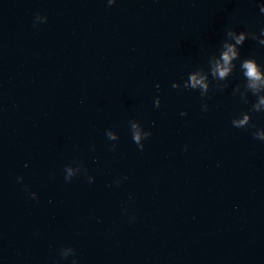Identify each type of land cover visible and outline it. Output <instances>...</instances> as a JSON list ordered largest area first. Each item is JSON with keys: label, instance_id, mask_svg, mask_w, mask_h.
Listing matches in <instances>:
<instances>
[{"label": "water", "instance_id": "obj_1", "mask_svg": "<svg viewBox=\"0 0 264 264\" xmlns=\"http://www.w3.org/2000/svg\"><path fill=\"white\" fill-rule=\"evenodd\" d=\"M262 4L0 0V264H264V141L231 124L256 99L232 95L239 61L204 99L172 87L228 28L259 35ZM246 57L264 65V46ZM130 120L151 132L142 152ZM74 161L92 183L65 182Z\"/></svg>", "mask_w": 264, "mask_h": 264}, {"label": "clouds", "instance_id": "obj_2", "mask_svg": "<svg viewBox=\"0 0 264 264\" xmlns=\"http://www.w3.org/2000/svg\"><path fill=\"white\" fill-rule=\"evenodd\" d=\"M115 3V0H107V5L110 7ZM261 13H264V4L259 8ZM35 21L39 23H45L47 21L46 16L37 14ZM35 26V24H34ZM246 40L257 41L259 45L264 46V28L259 30V35L254 31H239L232 28H228L225 31V38L220 44L218 55L213 53L208 57L207 69L204 67H196L188 74V78L183 81V84L173 83V88L183 87L185 89L198 90L202 99L208 97L210 91L219 90L223 91L228 87V79L236 69V61H239V70L243 77V82L237 84L232 89V95H239L242 103L248 104L249 95L254 96L255 102L251 103L248 111H242L239 117H235L231 120V124L237 129H249L254 128L252 132L254 139L264 141V128H257L252 123L251 113H264V65L258 64L254 57L240 58V47L243 46ZM211 78V79H210ZM215 82V89H212L210 85ZM160 99L156 97L154 99V107L159 108ZM202 110L207 111L208 105L203 104ZM181 116H186V112H180ZM130 132L133 142L137 145L139 151H143L144 144L142 141L151 136L150 131H145L139 122L130 120ZM105 136L110 141L118 140V136L111 130H105ZM116 145L113 144L110 147V151H115ZM73 165H66L64 168V180L65 182H71L73 177L81 174L85 175L89 183H92L94 177L87 174V169L83 168L78 161H74ZM126 179V177L124 178ZM23 177H17V182L22 183ZM120 180L117 179L115 183L117 186L120 184ZM28 191L27 187L24 189ZM33 199H37L36 193H30ZM134 219V217H132ZM59 255L62 259H67L69 256H75L74 249L71 247H62L59 249ZM71 264H78L76 259L71 261Z\"/></svg>", "mask_w": 264, "mask_h": 264}]
</instances>
